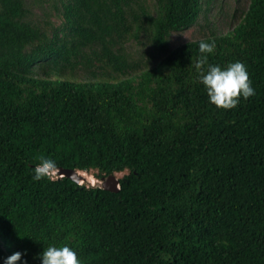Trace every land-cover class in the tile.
<instances>
[{
  "label": "trees",
  "instance_id": "obj_1",
  "mask_svg": "<svg viewBox=\"0 0 264 264\" xmlns=\"http://www.w3.org/2000/svg\"><path fill=\"white\" fill-rule=\"evenodd\" d=\"M215 1L54 0L53 28L29 0H0V264H40L50 244L82 264H264V0L203 38L209 64L247 68L255 95L233 109L197 79L201 39L170 46ZM43 159L127 173L117 193L34 180Z\"/></svg>",
  "mask_w": 264,
  "mask_h": 264
},
{
  "label": "clouds",
  "instance_id": "obj_2",
  "mask_svg": "<svg viewBox=\"0 0 264 264\" xmlns=\"http://www.w3.org/2000/svg\"><path fill=\"white\" fill-rule=\"evenodd\" d=\"M215 48L214 40L201 39L198 43L200 55L194 67L198 81L204 86L209 103L217 109L230 110L238 106L241 98L247 100L255 95V89L249 80L247 68L241 61L230 62L223 68L208 63V58L214 54ZM54 166L53 161L43 159L36 167L33 179L38 181L46 174L52 173L49 169ZM56 175H58L57 172ZM22 255L19 251L15 252L4 258L3 264H27L22 259ZM38 258L40 264H82L76 250L67 244L61 246L50 244L44 248Z\"/></svg>",
  "mask_w": 264,
  "mask_h": 264
},
{
  "label": "rangeland",
  "instance_id": "obj_3",
  "mask_svg": "<svg viewBox=\"0 0 264 264\" xmlns=\"http://www.w3.org/2000/svg\"><path fill=\"white\" fill-rule=\"evenodd\" d=\"M37 1V2H36ZM29 0L33 5L31 19L32 21L41 25H46L47 22H51L53 28L59 27L62 23L61 18L55 16L54 0H47L46 2L39 3V0ZM149 5H152V0H147ZM249 0H217L212 6L210 11L204 12L198 21V24L191 29L172 34L170 38L171 48H176L186 42L203 39L210 36L212 33L217 35H223L236 27L248 9ZM50 27V26H48ZM147 37L141 36V42L143 45L138 43H130L128 50L133 52L135 55H140L145 52L149 53L150 45L147 42ZM77 80L87 79L86 76L77 73ZM78 175L81 177L80 185L102 187L105 182L103 179L96 177L95 171L84 172L78 171ZM127 172L116 174L117 179H121ZM52 177H56V171L52 172ZM106 179V178H105Z\"/></svg>",
  "mask_w": 264,
  "mask_h": 264
},
{
  "label": "water",
  "instance_id": "obj_4",
  "mask_svg": "<svg viewBox=\"0 0 264 264\" xmlns=\"http://www.w3.org/2000/svg\"><path fill=\"white\" fill-rule=\"evenodd\" d=\"M78 171H73V170H64V169H60L57 174L59 177H67L69 179H71L72 181L76 182L79 184V182L81 181V177L78 175L77 173ZM105 182L102 185V188L104 190H107L109 192H114L117 193L119 192L120 188H119V179H117L115 177V175H111L106 179H103Z\"/></svg>",
  "mask_w": 264,
  "mask_h": 264
}]
</instances>
